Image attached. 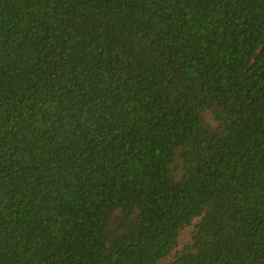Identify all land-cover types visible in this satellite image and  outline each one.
I'll use <instances>...</instances> for the list:
<instances>
[{
	"label": "trees",
	"instance_id": "obj_1",
	"mask_svg": "<svg viewBox=\"0 0 264 264\" xmlns=\"http://www.w3.org/2000/svg\"><path fill=\"white\" fill-rule=\"evenodd\" d=\"M0 264H264V0H0Z\"/></svg>",
	"mask_w": 264,
	"mask_h": 264
}]
</instances>
